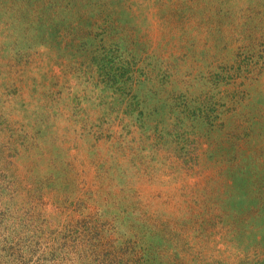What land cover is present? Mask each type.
<instances>
[{"label":"rangeland","instance_id":"1","mask_svg":"<svg viewBox=\"0 0 264 264\" xmlns=\"http://www.w3.org/2000/svg\"><path fill=\"white\" fill-rule=\"evenodd\" d=\"M0 264H264V0H0Z\"/></svg>","mask_w":264,"mask_h":264}]
</instances>
